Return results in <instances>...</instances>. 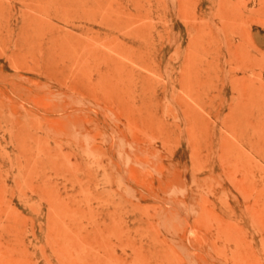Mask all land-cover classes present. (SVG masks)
I'll return each instance as SVG.
<instances>
[{
	"label": "rangeland",
	"instance_id": "rangeland-1",
	"mask_svg": "<svg viewBox=\"0 0 264 264\" xmlns=\"http://www.w3.org/2000/svg\"><path fill=\"white\" fill-rule=\"evenodd\" d=\"M243 1L0 0V264H264V0Z\"/></svg>",
	"mask_w": 264,
	"mask_h": 264
},
{
	"label": "bare ground",
	"instance_id": "bare-ground-1",
	"mask_svg": "<svg viewBox=\"0 0 264 264\" xmlns=\"http://www.w3.org/2000/svg\"><path fill=\"white\" fill-rule=\"evenodd\" d=\"M213 1V0H212ZM243 1V0H242ZM254 1V0H253ZM67 2V1H66ZM244 2V1H243ZM255 3V2H254ZM163 4V3H162ZM239 4V3H238ZM243 4V3H242ZM174 5V4H173ZM140 6V5H139ZM159 8V7H158ZM228 8V7H227ZM237 8V7H236ZM73 9V8H72ZM109 9V8H108ZM245 9H246V7H245ZM161 10V9H160ZM138 11V10H137ZM174 11V10H173ZM264 11V10H263ZM157 13V12H156ZM164 13V12H163ZM194 13V12H193ZM254 13V12H253ZM240 14H242L241 13V11H240ZM82 15V14H81ZM170 15V14H169ZM214 15V14H213ZM164 16V15H163ZM192 16V15H191ZM194 16V15H193ZM203 16V15H202ZM254 16V15H253ZM90 17H91V15H90ZM166 17V16H165ZM199 17V16H198ZM252 21H254V22H257V23H259V24H261V25H264V20H262V19H256V18H254V17H251V16H248ZM158 18V17H157ZM164 18V17H163ZM194 18V17H193ZM196 18V17H195ZM217 19V18H216ZM226 19V18H225ZM92 20V19H91ZM242 20V19H241ZM192 21V20H191ZM197 21V20H196ZM189 22V21H188ZM202 22V21H201ZM237 22V21H236ZM196 23V22H195ZM194 23V24H195ZM199 23H200V21H199ZM242 23V22H241ZM240 22H239V24H241ZM165 24V23H164ZM193 24V23H192ZM197 24V23H196ZM243 25V24H242ZM202 26V25H201ZM236 26V25H235ZM239 26V25H238ZM244 26V25H243ZM140 27V26H139ZM240 27H241V25H240ZM230 28H232V27H230ZM243 28H246V27H243ZM242 28V29H243ZM196 29V28H195ZM248 30V29H247ZM187 31V30H186ZM210 31V30H209ZM243 31V30H242ZM249 31V30H248ZM195 32V31H194ZM200 32V31H199ZM244 32V31H243ZM196 33V32H195ZM207 33H208V30H207ZM210 33V32H209ZM246 33H247V31H246ZM245 33V34H246ZM210 34H212V33H210ZM252 34V33H251ZM194 35V34H193ZM204 35V34H203ZM161 36V35H160ZM192 36V35H191ZM199 36V35H198ZM207 36V35H206ZM215 36V35H214ZM220 36V35H219ZM239 36H241V35H239ZM244 36V35H243ZM174 37V36H173ZM237 37V36H236ZM249 37V36H248ZM139 38V37H138ZM243 38V37H242ZM216 39V38H215ZM154 40V39H153ZM224 40V39H223ZM228 41V40H227ZM237 41V40H236ZM201 42V41H200ZM229 43V42H228ZM253 44V43H252ZM254 46V45H253ZM211 47V46H210ZM151 48V47H150ZM152 49V48H151ZM239 49H236V48H234L233 50H232V52L233 53H236V55H237V53L239 52L238 51ZM151 51V50H150ZM219 51V50H218ZM263 51V50H262ZM192 52V51H191ZM229 54H231V50L230 49H228V51H227ZM160 53V52H159ZM195 53V52H194ZM215 53V55H213V58H218V53L217 52H214ZM232 53V54H233ZM143 54V53H142ZM196 54V53H195ZM252 55V54H251ZM147 56V55H146ZM145 56V57H146ZM148 57V56H147ZM232 57H234V56H232ZM243 58V57H242ZM264 59V58H263ZM183 60H185V59H183ZM226 60V59H225ZM35 62H37V61H35ZM150 62V61H149ZM247 62V61H246ZM110 63V62H109ZM142 63V62H141ZM28 64V63H27ZM32 64H33V62H32ZM36 64V63H35ZM220 64V63H219ZM247 65H248V63H246ZM261 64V63H260ZM19 65V64H18ZM22 65V64H21ZM41 65V64H40ZM54 65H56V64H54ZM15 66V65H14ZM37 66V65H36ZM64 66V65H63ZM19 67V66H18ZM21 67H25V66H20V68ZM221 67V66H220ZM224 67V66H223ZM50 68V67H49ZM56 68V67H55ZM148 68V67H147ZM157 69H158V67H157ZM240 69H242V70H245L246 69V67H240ZM32 70V69H31ZM34 70V69H33ZM58 70V69H57ZM63 70V69H62ZM167 70V69H166ZM224 70V69H223ZM42 71H43V69H42ZM211 71L213 72V73H217L218 72V67L217 66H215V67H213L212 69H211ZM41 72V71H40ZM237 72V71H236ZM254 72V71H253ZM180 73V72H179ZM203 73H205V72H203ZM48 75V74H47ZM50 75V74H49ZM138 75V74H137ZM180 75V74H179ZM260 75V74H259ZM44 76H45V74H44ZM172 76H173V74H172ZM152 77V76H151ZM259 77H261V76H259ZM59 78V77H58ZM75 78V77H74ZM150 78V77H149ZM255 78V77H254ZM55 79V78H54ZM72 79V78H71ZM258 79V78H257ZM264 79V78H263ZM57 79H55V81H56ZM84 80V79H83ZM201 80V79H200ZM54 81V80H53ZM61 81V80H60ZM254 81V80H253ZM260 81V80H259ZM7 82V81H6ZM66 82V81H65ZM68 82V81H67ZM78 82V81H77ZM261 82V81H260ZM15 83V82H14ZM69 83V82H68ZM71 83V82H70ZM78 83H80V82H78ZM173 83V82H172ZM59 84V83H58ZM65 84V83H64ZM63 84V85H64ZM151 84V83H150ZM164 84V83H163ZM80 85V84H79ZM79 85H77V86H79ZM159 85V84H158ZM157 85V86H158ZM258 85H260V84H258ZM69 86V85H68ZM80 86H83V85H80ZM144 86V85H143ZM249 86H250V83H249ZM70 87V86H69ZM68 87V88H69ZM75 87V86H74ZM84 87V86H83ZM146 87V86H145ZM252 87V86H251ZM71 88H72V86H71ZM79 88V87H78ZM147 88V87H146ZM20 89V88H19ZM83 89V91H85L84 90V88H82ZM244 89V88H243ZM250 89H252V88H250ZM261 89V88H260ZM259 89V90H260ZM68 90V89H67ZM72 90V89H71ZM80 90H81V88H80ZM164 90V89H163ZM262 90H263V87H262ZM261 90V91H262ZM75 91H76V89H75ZM249 91V90H248ZM251 91V90H250ZM64 92V91H63ZM72 92V91H71ZM87 92V91H86ZM217 92V91H216ZM219 92H220V90H219ZM260 92V91H259ZM78 93V92H77ZM81 93H83V92H81ZM80 93V94H81ZM233 93V92H232ZM242 93H243V91H242ZM255 93V92H254ZM261 93V92H260ZM244 94V93H243ZM46 95V94H45ZM255 95V94H254ZM10 96V95H9ZM244 96V95H243ZM2 97V96H1ZM43 97V96H42ZM47 97V96H46ZM210 97V96H209ZM11 98V97H10ZM22 98V97H21ZM244 98V97H243ZM247 98V97H246ZM249 98V97H248ZM54 99V98H53ZM61 100V99H60ZM205 100V99H204ZM224 100V99H223ZM259 100V99H258ZM27 101V100H26ZM218 101V100H217ZM32 102V101H31ZM206 102H208V101H206ZM5 103H6V101H5ZM8 103V102H7ZM53 103V102H52ZM216 103V102H215ZM227 103V102H226ZM11 104V103H10ZM58 104V103H57ZM263 104H264V102H263ZM9 105V104H8ZM181 105V104H180ZM60 106H62V105H60ZM68 106V105H67ZM149 106V105H148ZM184 106V105H183ZM31 107V106H30ZM57 107V106H56ZM236 107H238L237 105H236ZM16 108V107H15ZM61 108V107H60ZM5 109V108H4ZM241 109V108H240ZM34 110V109H33ZM41 110V109H40ZM88 110V109H87ZM36 111V110H35ZM63 111V110H62ZM89 111V110H88ZM213 111H215V110H213ZM7 112V111H6ZM57 112V111H56ZM216 112V111H215ZM218 112V111H217ZM232 113V112H231ZM43 114V113H42ZM185 114V113H184ZM215 114V113H214ZM3 115V114H2ZM56 115V114H55ZM179 119V118H178ZM85 120H87V118L85 119ZM87 123V122H86ZM13 124H15V123H13ZM88 125V124H87ZM178 125V124H177ZM191 125V124H190ZM58 129V128H57ZM82 130V129H81ZM2 131V130H1ZM0 131V132H1ZM60 131V130H59ZM71 131V130H70ZM12 132H15V131H12ZM18 132V131H17ZM52 134V133H51ZM50 134V135H51ZM58 134V133H57ZM8 135V134H7ZM53 135V134H52ZM51 137V136H50ZM55 137H56V135H55ZM58 137V136H57ZM1 138V137H0ZM9 138V137H8ZM61 139H63V138H61ZM65 140V139H64ZM13 141V140H12ZM59 141V140H58ZM90 141V140H89ZM2 142V141H1ZM8 142V141H7ZM48 142V141H47ZM61 142V141H60ZM59 142V143H60ZM64 141H62V143H63ZM71 142V141H70ZM15 143V142H14ZM72 143V142H71ZM6 145V144H5ZM16 145H17V143H16ZM66 145V144H65ZM13 147V146H12ZM62 147V146H61ZM92 147V146H91ZM61 149V148H60ZM16 151H18V150H16ZM88 151H89V149H88ZM75 152V151H74ZM223 154V153H222ZM68 155V154H67ZM91 155V154H90ZM224 155V154H223ZM85 156V155H84ZM6 157V156H5ZM1 158V157H0ZM12 158V157H11ZM63 158V157H62ZM4 159V158H3ZM220 159H221V157H220ZM7 160V159H6ZM12 160V159H11ZM90 160V159H89ZM31 161H33V160H31ZM79 161V160H78ZM220 161V160H219ZM225 161V160H224ZM1 162H3V160L1 161ZM23 162V161H22ZM220 163V162H219ZM9 164V163H8ZM37 165V164H36ZM82 167V166H81ZM80 167V168H81ZM222 167H223V165H222ZM38 168V167H37ZM41 168V167H40ZM79 168V169H80ZM89 168V167H88ZM90 169V168H89ZM42 170V169H41ZM231 170V169H230ZM10 171V170H9ZM76 171V170H75ZM93 171V170H92ZM74 172V171H73ZM75 175V174H74ZM10 178V177H9ZM31 179V178H30ZM58 179V178H57ZM32 181V180H31ZM40 181V180H39ZM34 182V181H33ZM52 185H53V183H51ZM83 185V184H82ZM76 186V185H75ZM54 187V186H53ZM45 188V187H44ZM48 188V187H47ZM46 188V189H47ZM75 188H77V187H75ZM36 189V188H35ZM56 189V188H55ZM38 190V189H37ZM48 190V189H47ZM52 190V189H51ZM71 190V189H70ZM42 191V190H41ZM21 193V192H20ZM31 194V193H30ZM3 195H5V194H3ZM15 195V194H14ZM13 195V196H14ZM66 195V194H65ZM8 196V195H7ZM9 196H11V195H9ZM76 196V195H75ZM78 196V195H77ZM18 197V196H17ZM20 198V197H19ZM9 200H11V199H9ZM20 200V199H19ZM24 200V199H23ZM29 200V199H28ZM7 201V200H6ZM21 203H23L22 201H21ZM20 203V204H21ZM45 203V202H44ZM39 205V204H38ZM50 205V204H49ZM48 205V206H49ZM41 206V205H40ZM85 207V206H84ZM29 209V208H28ZM4 210V209H3ZM30 210V209H29ZM51 210V209H50ZM31 211V210H30ZM29 211V212H30ZM0 212H2V211H0ZM32 212V211H31ZM30 212V213H31ZM32 214H33V212H32ZM40 216V215H39ZM103 216V215H102ZM107 216V215H106ZM1 217V216H0ZM11 217V216H10ZM9 217V218H10ZM25 217V216H24ZM56 217H57V214H56ZM37 218V217H36ZM15 219V218H14ZM3 220V219H2ZM4 221H5V219H4ZM9 221V220H8ZM12 221V220H11ZM10 222V221H9ZM13 222V221H12ZM16 222V221H15ZM17 223V222H16ZM29 224V223H28ZM33 224V223H32ZM7 225V224H6ZM43 225V224H42ZM9 226V225H8ZM21 226V225H20ZM30 226H32V225H30L29 224V227ZM37 226V225H36ZM19 227V226H18ZM28 227V226H27ZM8 228V227H7ZM48 228V227H47ZM10 229V228H9ZM14 229V228H13ZM42 228H40V230H41ZM30 230H31V228H30ZM73 231V230H72ZM4 232V231H3ZM2 232V233H3ZM32 233V232H31ZM30 233V234H31ZM37 233H38V231H37ZM4 234V233H3ZM17 234V233H16ZM2 235V234H1ZM11 235V234H10ZM40 235H41V232H40ZM50 235V234H49ZM8 236V235H7ZM6 236V237H7ZM24 236V235H23ZM2 237H3V235H2ZM22 238V237H21ZM25 238V237H24ZM28 238V237H27ZM36 238V237H35ZM7 239V238H6ZM8 239H9V237H8ZM19 239H20V237H19ZM34 239V238H33ZM12 240V239H11ZM27 240V239H26ZM49 240V239H48ZM81 240V239H80ZM80 240H77V241H80ZM11 243V242H10ZM6 244V243H5ZM8 244V243H7ZM12 244V243H11ZM27 244V243H26ZM30 244H31V242H30ZM17 245V244H16ZM74 245H75V243H74ZM73 245V246H74ZM83 245H85V244H83ZM87 245V244H86ZM13 246V245H12ZM32 246V245H31ZM76 246V245H75ZM151 246V245H150ZM44 248V247H43ZM5 249V248H4ZM33 249V248H32ZM36 249V248H35ZM38 249V248H37ZM87 249V248H86ZM91 249V248H90ZM6 250V249H5ZM11 250V249H10ZM9 250V251H10ZM93 250V249H92ZM13 251V250H12ZM50 251V250H49ZM2 252V251H1ZM38 252V251H37ZM12 253V252H11ZM49 253V252H48ZM47 253V254H48ZM65 253V252H64ZM19 254V253H18ZM39 254V253H38ZM50 254V253H49ZM74 254V253H73ZM91 254V253H90ZM14 255V254H13ZM16 255V254H15ZM14 255V256H15ZM32 255V254H31ZM51 255H52V253H51ZM54 255V254H53ZM107 255V254H106ZM55 256V255H54ZM14 258V257H13ZM55 258H56V256H55ZM102 258V257H101ZM15 259V258H14ZM19 259H21L20 257H19ZM30 259V258H29ZM51 259V258H50ZM73 260V259H72ZM88 260H89V258H88ZM96 260V259H95ZM98 260V259H97ZM13 261V260H12ZM65 261V260H64ZM90 261V260H89ZM15 262V261H14ZM36 262V261H35ZM57 262V261H56ZM93 262V261H92ZM55 263V262H54ZM66 263V262H65ZM19 264V263H18ZM48 264V263H47Z\"/></svg>",
	"mask_w": 264,
	"mask_h": 264
}]
</instances>
